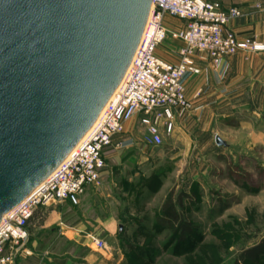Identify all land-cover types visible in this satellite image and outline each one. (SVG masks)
Instances as JSON below:
<instances>
[{
    "label": "rangeland",
    "instance_id": "obj_1",
    "mask_svg": "<svg viewBox=\"0 0 264 264\" xmlns=\"http://www.w3.org/2000/svg\"><path fill=\"white\" fill-rule=\"evenodd\" d=\"M176 42L170 36L164 44ZM234 105V114H216L207 126L178 125L155 148L143 144L145 129L137 128L133 148L111 153L102 183L66 209L70 225L81 223L78 235L93 264L103 257L89 244L90 234L107 243L115 264H264V257L258 263L241 258L264 239V103ZM216 135L228 146L218 145ZM182 194V212L196 228L185 242L157 224L165 200ZM48 206H39L31 221L48 217ZM55 226L35 237L49 238ZM44 242L36 248L42 251Z\"/></svg>",
    "mask_w": 264,
    "mask_h": 264
},
{
    "label": "water",
    "instance_id": "obj_2",
    "mask_svg": "<svg viewBox=\"0 0 264 264\" xmlns=\"http://www.w3.org/2000/svg\"><path fill=\"white\" fill-rule=\"evenodd\" d=\"M152 1L0 0V222L94 125Z\"/></svg>",
    "mask_w": 264,
    "mask_h": 264
},
{
    "label": "built area",
    "instance_id": "obj_3",
    "mask_svg": "<svg viewBox=\"0 0 264 264\" xmlns=\"http://www.w3.org/2000/svg\"><path fill=\"white\" fill-rule=\"evenodd\" d=\"M238 6L214 0H153L138 48L120 85L87 134L67 158L23 201L8 211L0 222V264H16L20 249L29 238L28 224L39 206L70 202L78 205L89 186L101 184L106 168V151L121 150L134 139L115 138L125 133L126 123L137 117L145 129L143 142L160 146L165 135L175 132L179 120L186 121L194 110L187 97V81L203 72L199 62L210 64L216 80L223 82L230 59L239 52H264V42L255 37L239 38L231 21L243 17ZM181 22L172 27L168 19ZM173 37L182 45L176 62L162 58L158 50ZM206 90L199 89V99ZM89 244L107 251V243L88 236Z\"/></svg>",
    "mask_w": 264,
    "mask_h": 264
},
{
    "label": "crops",
    "instance_id": "obj_4",
    "mask_svg": "<svg viewBox=\"0 0 264 264\" xmlns=\"http://www.w3.org/2000/svg\"><path fill=\"white\" fill-rule=\"evenodd\" d=\"M219 1L225 6H238L244 12V16L231 21L230 26L238 35L239 38L252 36L264 42V0H248L241 4L230 2L231 0H214ZM169 25L175 27L180 25L181 22L175 19H168ZM182 45L180 41L175 44H163L159 50V55L171 62L179 60L177 54L178 48ZM230 70L226 79L219 83L210 64L199 62L203 68V72L199 75L191 77L187 83V97L197 107L202 105V109L194 110L191 116L186 120H179L176 124L175 132L178 130V125L187 128L190 125H206L208 120L213 119L216 114L222 117H228L234 114L237 110V103L243 102H259L264 103V52L251 53L239 52L232 56L230 59ZM199 89L206 90V93L199 99L195 98V94ZM143 128L140 124V119L135 117L126 123L125 133L117 136L116 141L122 139H134L132 131L137 128ZM181 129V127H179ZM174 132V133H175ZM219 136V135H216ZM135 140V139H134ZM223 140V139H222ZM225 141V140H224ZM226 142V141H225ZM227 143V142H226ZM144 144V142H143ZM135 144L124 148L131 149ZM155 148L158 146H149ZM220 146H228L220 145ZM114 147H110L106 151V163L113 151H117ZM107 167V165H106ZM106 170V168H105ZM102 173L101 183L103 181L104 172ZM97 186H89L85 193L80 198L78 205L71 204L70 202L56 203L47 208L52 212L49 216L41 218L38 223L31 221L28 224L29 238L24 249H21L18 257L20 264H93L91 262L92 255L88 250L83 251V247L87 242L83 241L78 232L81 229V223L77 225L70 223L66 220V209L74 206H79L88 195L91 189ZM162 207V205H161ZM49 210V211H50ZM56 215L52 219V215ZM64 216V217H63ZM56 224L55 228H51L53 233L49 238L35 237L38 229H47ZM45 241L43 250L40 251L36 248V244ZM89 242V239H88ZM109 249V248H108ZM103 257L98 261V264H115L113 257L109 250L98 251ZM96 252V253H97ZM85 253V256L83 255ZM95 261V260H94Z\"/></svg>",
    "mask_w": 264,
    "mask_h": 264
},
{
    "label": "trees",
    "instance_id": "obj_5",
    "mask_svg": "<svg viewBox=\"0 0 264 264\" xmlns=\"http://www.w3.org/2000/svg\"><path fill=\"white\" fill-rule=\"evenodd\" d=\"M182 194L177 199L170 195L162 205L157 224L160 228H167L178 236V241L185 242L190 237L196 235V228L193 222L189 221L182 212L183 208ZM264 257V239L251 248L244 250L241 254L243 260L258 263Z\"/></svg>",
    "mask_w": 264,
    "mask_h": 264
}]
</instances>
